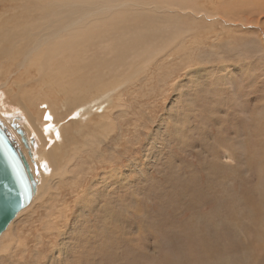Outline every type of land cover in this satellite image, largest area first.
Listing matches in <instances>:
<instances>
[{"label":"rangeland","instance_id":"obj_1","mask_svg":"<svg viewBox=\"0 0 264 264\" xmlns=\"http://www.w3.org/2000/svg\"><path fill=\"white\" fill-rule=\"evenodd\" d=\"M167 1L125 11L39 0L34 12V2L0 12L4 61L24 55L28 42L15 48L31 32L51 39L42 47L82 54L68 74L90 70L95 54L107 63L105 84L78 77L75 91L49 89L24 70L30 58L0 65V123L40 184L0 234V264H264V0ZM74 8L95 13L64 14ZM94 23L111 33L100 46L86 30ZM72 30L93 47L75 46ZM106 93L101 108L81 110ZM43 110L62 123L58 143L43 136Z\"/></svg>","mask_w":264,"mask_h":264},{"label":"bare ground","instance_id":"obj_2","mask_svg":"<svg viewBox=\"0 0 264 264\" xmlns=\"http://www.w3.org/2000/svg\"><path fill=\"white\" fill-rule=\"evenodd\" d=\"M39 0H26L24 2V0H0V5H2V9L3 10H0V12H6L7 10H10V11H15V8L18 7V6H21L23 5L24 3L26 4H30L32 2L35 3V6L32 7L31 10H33L32 12L36 11V8H37V2ZM60 1H67V4L68 3H78L80 2L81 0H60ZM97 1V0H96ZM150 0H101L102 4L105 5V6H108V7H111V8H114V9H120V10H125L127 11L126 9V6H131V5H141V9L144 7L143 5H147L148 2ZM155 1V0H154ZM159 2L163 3V4H168L170 3L169 1L167 0H159ZM126 3V6H124L123 8H121V6H123V4ZM151 3V2H150ZM152 3L153 0H152ZM56 5L58 7H62L63 8V11H66L64 9V6L61 5L59 2H56ZM139 7V6H138ZM30 8V7H29ZM105 8V7H103ZM13 9V10H11ZM78 9V10H76ZM144 9V8H143ZM22 11H25V12H29L30 10L26 9H22ZM76 12L79 16H82V17H85V16H88V15H92L95 13L94 10H91L90 8H74L72 10H69L67 12H65L64 14L66 16H72V17H77L76 14H73V13H70V12ZM118 13V15H117ZM112 16V21L114 22V25L116 26V24L121 26V27H125V23L128 22V20H124L126 18V16H123L121 15L122 12H117ZM134 13V12H133ZM132 13V14H133ZM17 13H13L12 17H16ZM22 17L21 20L18 22L20 23L22 20H23V15L21 14ZM131 16H135L137 17L138 15L134 14V15H131ZM129 18V17H128ZM138 18V17H137ZM136 19V18H135ZM19 20V19H17ZM140 20V19H138ZM141 21V20H140ZM7 23V17L4 21V23L2 24V26H4L5 24ZM137 23V22H136ZM71 25H68L67 29H71ZM160 28V27H159ZM10 31L13 33V30L12 28H9ZM116 29L115 28V32H116ZM120 29V28H119ZM27 29L23 28L22 25L18 26V29H17V33H23L25 32ZM87 31L89 32H93L92 35L89 36V39L90 40H98V44H100V41L105 38L108 34H111L110 33V30L104 28L102 25L100 24H91L89 27L86 28ZM131 31V30H129ZM77 30H72L70 32H67L66 34H74L73 36V42L75 43V46H79L80 44L82 45L81 49L83 50H87L89 48H92L93 47V44H90V42L87 40V41H81L79 39V41L77 42V39L80 37V33H76ZM126 32V31H125ZM9 31H8V28L6 29H3L2 30V34H0V65L6 61V66L10 67V65H13L14 63V60L16 58L18 59H23V63H26L28 62V59L30 58V61L27 65H24V70H26V72L30 73V70H31V67H32V70L36 72H38V75L40 77V79L44 82L43 84H46L49 86V89H52V85H55L57 88H59L60 90H63V91H72V90H78L80 89L81 87V80H78V77H81L82 80L84 81H90V77L91 76H94L95 75H98L100 77V81H99V85L101 84H105L104 83V78L102 76V73H103V70L104 68L107 66V63H106V60L102 59V57H100L99 55L101 54H95L93 56L96 57V64L94 67H90V70L87 71V66L85 67H76L74 69H76V71H72L70 72L69 74L66 72V70L68 68H73L71 65H69L68 63L73 59V58H79V56H82V54L79 55V53L77 52V50L74 48L73 49H70L68 47V45H64L65 43L63 42H58L57 44H55L53 47H42L44 42H49L51 39H44V38H40V39H34V37L32 36V33L30 32V36H29V39L28 40H20L19 41V45L20 46H17L15 48V51L17 52L18 49L20 50V48L22 47V44L25 43V42H28V46H27V49L25 50L24 52V55L20 58L19 57V52H17L15 55L12 54L10 55L8 58H6L5 56V61L3 60V57L1 55H5L6 54V46L3 44V39H8L7 37H4L6 34H8ZM122 33V32H121ZM124 33V32H123ZM137 33V32H136ZM113 35H111L112 38L115 37V35H118V34H115V33H112ZM120 34V32H119ZM122 35V34H121ZM120 35V36H121ZM136 35V34H135ZM128 36V35H127ZM130 36V35H129ZM110 37V38H111ZM118 37V36H117ZM124 37V36H123ZM85 39V38H84ZM133 39V37L131 38ZM124 40V38L122 39ZM130 41V40H128ZM161 42V41H160ZM84 43V44H83ZM104 43V42H103ZM123 43V42H122ZM100 46V45H98ZM125 46V45H124ZM106 47V46H105ZM41 49V50H39ZM76 50V51H75ZM141 55V54H140ZM92 56V57H93ZM85 57V56H84ZM91 57V58H92ZM23 65V64H22ZM4 66V64L2 65ZM1 68V67H0ZM77 69H80L81 71L77 70ZM92 70V71H91ZM78 74H83V75H79L77 76L78 74H74V73H77ZM89 72V73H87ZM102 72V73H101ZM28 73H24V75H27ZM26 78V77H25ZM92 82V81H90ZM89 84H93V83H89ZM41 86L39 87V90H40ZM37 91V90H36ZM51 95V93H48ZM110 93H106L104 95H102L101 97L100 96H97V97H92L91 99H89L88 103L87 104H82V108L81 110L83 111H91V109L94 107L95 105V109H97L98 107L101 108L102 106V101H104V99H107L109 98V95ZM49 95V96H50ZM49 98V97H48ZM54 98V97H53ZM52 99L49 100L47 103L49 105L51 104H54V100ZM39 99V98H37ZM47 101V99H46ZM40 102V101H39ZM34 103V102H33ZM37 103V102H36ZM40 104V103H39ZM39 104H36L37 106H39ZM51 108V107H50ZM53 109V108H52ZM27 110L29 111V109L27 108ZM31 110L35 113L37 110H35V108L33 109L32 106H31ZM50 110H43V113L45 115V122L42 120L40 121V125L43 126L42 128V132H43V136L45 137L46 135V131H51L53 133V136H55V138L57 139L55 142L58 143V140H60V137H61V132H62V128H61V124L62 123H58L56 124V121L53 120L54 118V115H51L52 113L49 112ZM75 111H78V110H75ZM26 112V111H25ZM42 113V112H41ZM43 115V116H44ZM37 114L34 115L33 114V118L32 120H36L37 118ZM40 117L42 118V116H39V119L40 120ZM31 119V118H30ZM35 120H34V130H36L40 136L42 135L41 131L38 129V124L35 123ZM57 120V119H56ZM30 125V124H29ZM31 126V125H30ZM27 131V130H26ZM28 132V131H27ZM10 134V133H9ZM46 138V137H45ZM11 139L12 136H11ZM43 140V139H42ZM47 140V139H46ZM44 141V140H43ZM17 143V142H16ZM51 143V142H50ZM45 144V143H44ZM47 145V144H46ZM57 145V144H56ZM57 149V148H55ZM42 150V148H41ZM42 152V151H41ZM244 152V151H243ZM39 153V152H38ZM43 153V152H42ZM57 153V152H56ZM245 153V152H244ZM45 156H51V152L49 153L46 152L44 153ZM59 154V153H58ZM37 155V154H36ZM42 154H38V156H40ZM60 155V154H59ZM53 156V155H52ZM57 156V155H56ZM235 156V155H234ZM44 159V158H42ZM60 159V158H59ZM37 161V160H36ZM60 161V160H59ZM52 162V161H51ZM41 163V162H40ZM60 163V162H59ZM56 164V165H59ZM53 164V163H51ZM38 165H39V162H38ZM245 165V164H244ZM40 167L44 168L43 165H40ZM48 168V167H47ZM33 170V168H31ZM32 174V173H31ZM53 175V174H52ZM45 177V176H44ZM43 177V178H44ZM46 178V177H45ZM35 180V179H34ZM43 181V180H42ZM42 184V183H41ZM40 187V184H38L36 187H35V190L39 189ZM41 188H42V185H41ZM38 192V191H37ZM36 192V193H37ZM183 209V208H182ZM22 210V209H21ZM20 210V211H21ZM19 211V212H20ZM18 212V213H19ZM17 213V214H18ZM16 214V215H17ZM15 215V216H16ZM244 220V219H243ZM12 221V220H11ZM10 221V222H11ZM9 222V223H10ZM9 225V224H8ZM7 225V227H8ZM113 232V231H112ZM3 232H1V235H2ZM111 234V232H110ZM0 235V236H1ZM95 235V233H94ZM99 235V234H98ZM110 236V235H109ZM98 237V236H97ZM100 237V236H99ZM105 237V236H104ZM113 237V236H111ZM90 238V237H88ZM85 239V238H84ZM88 240V239H87ZM92 240V239H91ZM94 240V238H93ZM98 241V240H97ZM102 241H105V240H102ZM106 243V242H105ZM95 244V243H94ZM103 244V243H102ZM85 250V249H84ZM87 250V249H86ZM253 250V249H252ZM89 256V255H88ZM83 258V257H82ZM231 260V259H230ZM79 262V261H78ZM80 263V262H79Z\"/></svg>","mask_w":264,"mask_h":264},{"label":"water","instance_id":"obj_3","mask_svg":"<svg viewBox=\"0 0 264 264\" xmlns=\"http://www.w3.org/2000/svg\"><path fill=\"white\" fill-rule=\"evenodd\" d=\"M18 133L23 142L25 137ZM27 161L7 129L0 123V234L15 215L28 205L35 193Z\"/></svg>","mask_w":264,"mask_h":264},{"label":"snow or ice","instance_id":"obj_4","mask_svg":"<svg viewBox=\"0 0 264 264\" xmlns=\"http://www.w3.org/2000/svg\"><path fill=\"white\" fill-rule=\"evenodd\" d=\"M177 87L179 86V82L176 85ZM44 167L47 169V165L45 164Z\"/></svg>","mask_w":264,"mask_h":264}]
</instances>
